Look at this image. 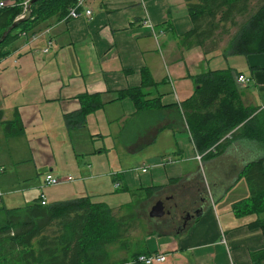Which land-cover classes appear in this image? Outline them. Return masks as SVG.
<instances>
[{
  "label": "crops",
  "instance_id": "obj_1",
  "mask_svg": "<svg viewBox=\"0 0 264 264\" xmlns=\"http://www.w3.org/2000/svg\"><path fill=\"white\" fill-rule=\"evenodd\" d=\"M85 8L89 17H47L0 59V208L30 204L45 187L59 186L42 184L47 172L78 171L79 178L62 184L83 182L75 198L109 194L112 138L128 162H141L118 171L123 183L132 191L155 187L153 197L169 209L131 233L125 256L144 250L166 255L156 264H251V253L264 249V227L255 225L264 213L236 214L232 206L249 197L243 170L264 156V145L228 136L219 153L212 147L198 152L183 102L197 89L198 76L229 69L235 82L238 74L249 78L236 82L241 104L264 111V52L238 54L221 46L205 53L181 45L192 28L186 0H86L80 11ZM143 70L156 83L148 94L162 107L136 112L129 98L110 101L116 91L140 86ZM96 94L103 104L82 124L68 126L64 115L81 108L82 95ZM16 115L22 129L8 135L4 123ZM164 156L172 160L160 164Z\"/></svg>",
  "mask_w": 264,
  "mask_h": 264
},
{
  "label": "trees",
  "instance_id": "obj_2",
  "mask_svg": "<svg viewBox=\"0 0 264 264\" xmlns=\"http://www.w3.org/2000/svg\"><path fill=\"white\" fill-rule=\"evenodd\" d=\"M23 1L16 0L13 6L0 8V39L14 20L25 13ZM75 1L37 0L31 4L30 16L1 39L0 59L15 49L16 42L23 35L34 34L47 17H65ZM186 6L192 28L181 35V45H198L209 53L221 48L218 38L226 34L225 49L229 52H264V0H186ZM141 78L140 86L116 91L110 101L129 98L136 112L162 107L160 98L150 97L147 91L156 83L144 70ZM197 82V89L183 102V108L190 138L198 152L212 147L219 153L229 143L228 136L232 139L245 137L264 145V111L241 104L239 86L229 69L209 71L198 76ZM99 97L100 94L82 95L81 108L64 115L66 124H82L88 112L103 104ZM21 129L17 115L4 123L8 135H15ZM262 159L264 156L248 163L243 170L250 195L233 204L236 214L264 213ZM111 176L114 189L127 191L132 197L125 204L124 212H128L119 216L113 213V207L117 206H110L93 195L45 205L38 197L24 206L1 207L0 264H122L127 261V258L114 257L110 251L129 250L130 233L138 220L132 204L136 196L134 191L144 190L145 198L150 197L156 188L140 187L132 191L118 172ZM115 182L119 183L118 187ZM121 206L124 207L119 205V208ZM255 225L264 227V217L259 218ZM137 251H131L128 259L141 253L149 254L148 251ZM263 259L264 249L251 253V264H260Z\"/></svg>",
  "mask_w": 264,
  "mask_h": 264
},
{
  "label": "rangeland",
  "instance_id": "obj_3",
  "mask_svg": "<svg viewBox=\"0 0 264 264\" xmlns=\"http://www.w3.org/2000/svg\"><path fill=\"white\" fill-rule=\"evenodd\" d=\"M5 1L9 5H13L16 2V0H5ZM218 40L220 42V46H225L226 42L228 41L227 35L221 34L219 36ZM114 143H115V139L109 138V194L101 196L98 199L100 201H104L105 203H107L110 206H117L115 208L113 207V213H114V215L119 216L124 212V210H125L124 208L126 206L125 204L127 202H129L130 200H132V197L130 194L125 193L122 190L120 191V190L113 189V183L111 181L110 174H113V173L118 172V171H123V170L129 169V168H136L141 164V162H139V159H137L133 162H128V159H127L128 156H124V155L122 156V154L119 152V149H117V147L114 145ZM47 173H45V174H47ZM53 175H55V174H53ZM67 175H72L75 178H79L81 176L80 173L78 171H75V170L71 171V174H64L62 176H67ZM55 176H61V175H55ZM41 180H43V176H42ZM242 180H246L244 176H242ZM79 186H81L84 189L83 182L76 181V183L74 182V183L67 184V185H62V184L60 185L59 184V186H55V187H50V188L45 187L43 189V191H44V194L46 195V199H47L48 203H53L56 201L57 197L64 196L61 198V200H70L72 198H75V196H73V195H77V194H75L76 192L73 193V191H74V189L78 188ZM156 190L157 189H155L153 191V193L150 197H145V198H144V194H145L144 190H143V192L136 193L135 199L132 203L134 206V209H133L134 213L136 214V216L138 218V220L135 222V226H134V230H133L134 234H137V232L139 230L145 229L147 227V221L150 219L149 218L150 216L148 214L149 213L148 209L151 208L150 205L153 204L154 202L156 203L159 199L163 200V198H157L156 196L153 197ZM76 197H78V196H76ZM119 205H124V207L121 206L119 208ZM166 205H167V202H166ZM126 212H128V211H125L124 213H126ZM0 215L2 216L3 214L0 213ZM137 252H140V251H137ZM110 253L114 257L127 258V261L129 260L128 259L129 254L127 256H125V254H126L125 250H118L117 251L116 249L115 250L111 249ZM138 255H140V254H138ZM114 257H111V259H114Z\"/></svg>",
  "mask_w": 264,
  "mask_h": 264
},
{
  "label": "built area",
  "instance_id": "obj_4",
  "mask_svg": "<svg viewBox=\"0 0 264 264\" xmlns=\"http://www.w3.org/2000/svg\"><path fill=\"white\" fill-rule=\"evenodd\" d=\"M85 1L86 0H76L74 2V4L70 7V9L68 10L65 18L66 19L77 18V17H81L82 15L89 17L91 15V13H92V11L90 9L85 8L84 11H80V9L82 7H84V5H85ZM27 2H28V0H24L21 3L22 6H23V11H26ZM13 5L7 4L5 0H0V8H3L5 6H13ZM51 45H52V41L49 40L48 41V45L46 46L45 49H43V52L49 51ZM248 81H249V78H247L243 74H239L236 77V82L239 83V84H245ZM200 157H201V154L200 153H196V158L198 160L200 159ZM171 160L172 159H171L170 156H164V158H162V160L160 161V164H163L164 162L165 163L170 162ZM148 167H149V165L145 166V167H142L141 171L145 172L148 169ZM2 170H3V168L0 167V172H2ZM75 180H76V178L74 176H72V175H67V176H63L62 177V176H54V175L48 173V174H46L44 176L42 184L44 186H55V185L62 184V183L73 182ZM115 186L118 187L119 183L115 182ZM0 195H1V193H0ZM39 198H40V203L42 205L47 204L46 197H45L44 193L41 192ZM223 242H225V240ZM165 260H166V255L165 254L159 253V252H152V253H149V254L137 255L135 258H133V259L131 258L130 260L125 261L122 264H156V263H161V262H163Z\"/></svg>",
  "mask_w": 264,
  "mask_h": 264
},
{
  "label": "water",
  "instance_id": "obj_5",
  "mask_svg": "<svg viewBox=\"0 0 264 264\" xmlns=\"http://www.w3.org/2000/svg\"><path fill=\"white\" fill-rule=\"evenodd\" d=\"M37 0H28L27 2V7H26V11L23 15H21L19 18L15 19L14 22L5 30V32L2 34V37H5V35L14 27H16V25L22 21L27 19L30 16V6L31 4H33L34 2H36ZM0 39V41H1ZM169 213V209L167 208V205L165 203L164 200H159L157 201L155 204H153L149 210V216L150 217H161L165 214Z\"/></svg>",
  "mask_w": 264,
  "mask_h": 264
},
{
  "label": "flooded vegetation",
  "instance_id": "obj_6",
  "mask_svg": "<svg viewBox=\"0 0 264 264\" xmlns=\"http://www.w3.org/2000/svg\"><path fill=\"white\" fill-rule=\"evenodd\" d=\"M186 214H187V216L183 215V216L181 217V221H180V222L185 221V217H186V218H187V217H190V213H189V212L186 213Z\"/></svg>",
  "mask_w": 264,
  "mask_h": 264
}]
</instances>
